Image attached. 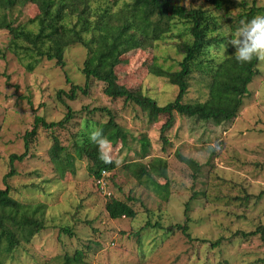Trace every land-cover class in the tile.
<instances>
[{
	"label": "rangeland",
	"instance_id": "1",
	"mask_svg": "<svg viewBox=\"0 0 264 264\" xmlns=\"http://www.w3.org/2000/svg\"><path fill=\"white\" fill-rule=\"evenodd\" d=\"M179 1L208 5L205 0ZM252 1L232 0V13L241 11L244 2L251 6ZM256 2L264 7V0ZM35 13L30 3L21 2L9 11L0 7V23H26ZM224 31L231 32L229 27ZM175 39L126 56L117 68L121 83L140 88L159 105L173 101L178 86L154 75L149 67L156 57L165 68H178L182 56L174 47ZM10 41L9 30L0 27V188L9 186L11 195L24 203L45 204L46 213L45 228L31 242L17 247L5 264H56L76 250H85L88 264H264V62L234 120L217 125L176 113L175 125L168 132L171 145L163 150L160 129L167 116L151 123L139 106L108 97L103 82L91 79L89 94L79 93L75 100L64 94L63 100L59 97V90L70 89L68 78L86 84L81 71L87 56L83 46L67 50L64 68L44 58L30 70L28 65L37 57L9 48ZM225 46L236 52L233 45ZM213 53L221 60L226 51L221 47ZM190 82L184 102L206 100L209 78L196 73ZM96 107L110 108L129 133L126 145L113 146L114 158L123 164L107 179L111 195L100 190L86 159L76 158L75 172L61 176L49 156L53 134L71 147L85 118L108 120L100 111H88ZM69 108L74 116L66 127L54 131L41 127L27 150L25 134L35 116L59 121ZM142 136L151 143L145 158L138 141ZM26 151L23 161L14 162L15 174L5 179L11 155ZM177 152L196 160L200 168L183 162ZM156 156L168 162V199L133 172L134 164L147 165ZM111 197L129 201L136 217L111 218L106 209ZM147 222L160 225L147 226ZM177 224H187L194 240L179 229L168 230ZM66 227L72 234L63 231ZM219 239L220 245L213 246ZM90 242H94L92 248L87 249Z\"/></svg>",
	"mask_w": 264,
	"mask_h": 264
},
{
	"label": "trees",
	"instance_id": "2",
	"mask_svg": "<svg viewBox=\"0 0 264 264\" xmlns=\"http://www.w3.org/2000/svg\"><path fill=\"white\" fill-rule=\"evenodd\" d=\"M199 5L183 4L179 0H0V7L9 11L17 4L30 3L36 8L35 15L26 23L15 24L14 21H2L1 28H6L11 34L9 48L21 49L34 62L28 65L34 70L38 59L54 60L58 67L66 66V53L71 46L81 45L87 50V56L81 69L86 78L84 86L74 83L70 78L68 91L59 90L58 95L63 100L77 99L79 93L89 94V82L96 79L104 83V93L112 99H124L139 106L148 115L149 121L155 123L161 116H167L160 129L163 150L171 145L168 132L175 125V114L213 121L220 125L234 120L250 93L249 86L260 74V61L253 58L250 63H240L235 58V52L230 48L225 56L217 60L213 50L228 44L224 27H229L231 33L240 26L241 21H249L257 15H264V7L252 1L242 4V10L233 14L232 0H205ZM168 38L175 39L174 47L181 54L178 68H165L154 57L149 69L157 76L165 77L179 88L176 98L159 105L153 98L140 88L130 87L121 83L117 68L124 63V58L134 52L153 48L159 42ZM19 42L25 45L19 44ZM209 78V93L204 101L184 102L191 86L194 74ZM89 112L100 111L108 116L105 122L92 121L85 118L81 127L73 137L71 147L63 145L59 136L53 134V144L49 148V156L61 176L67 171L76 170V158L86 159L89 170L95 180L101 177L102 171L111 172L117 168L115 163L105 164L99 159L98 146L89 140V133L100 129L112 145L128 142L129 133L120 125L113 111L108 107H96ZM71 108L66 116L59 121L48 122L43 116L36 115L31 129L25 134V145L28 150L33 138L42 127L54 131L63 128L73 118ZM140 153L142 158L150 154V140L142 136ZM178 157L195 170L199 163L191 157L177 152ZM24 154H12L10 171L5 179L15 174L14 162L23 161ZM115 160V158H114ZM128 166L132 167L131 164ZM134 174L139 181L146 180L164 198H169L168 162L165 158L156 156L147 165L134 164ZM158 177L157 178H155ZM160 177V178H159ZM160 179V180H159ZM11 188H0V264H5L10 254L23 243H29L45 228L46 205L24 203L11 195ZM131 200V199H130ZM106 209L113 219L123 217L135 218L137 211L129 201L111 197L106 203ZM159 226L147 222V226ZM161 227V226H160ZM179 229L186 237L194 239L185 225H172L170 232ZM261 229V228H260ZM72 234L69 227L63 228ZM254 232H251L253 234ZM247 236V233H244ZM206 242L205 239L200 240ZM92 243L87 249L92 248ZM221 239L212 245H220ZM98 244V243H97ZM56 264H88L85 261V250H76L70 256Z\"/></svg>",
	"mask_w": 264,
	"mask_h": 264
},
{
	"label": "clouds",
	"instance_id": "3",
	"mask_svg": "<svg viewBox=\"0 0 264 264\" xmlns=\"http://www.w3.org/2000/svg\"><path fill=\"white\" fill-rule=\"evenodd\" d=\"M229 35H231V39L228 40V43L236 48L235 58L238 62L250 63L253 58L264 62V15H257L246 22L241 21L234 33L225 34L226 38ZM222 48L226 51L225 44ZM88 138L98 146L101 161L105 164L115 163L117 167L122 166L123 160H114L113 145L100 129L91 131Z\"/></svg>",
	"mask_w": 264,
	"mask_h": 264
},
{
	"label": "built area",
	"instance_id": "4",
	"mask_svg": "<svg viewBox=\"0 0 264 264\" xmlns=\"http://www.w3.org/2000/svg\"><path fill=\"white\" fill-rule=\"evenodd\" d=\"M110 172L107 170H103L101 177H98L96 179V184L98 185V187L100 188L101 191L111 195L110 192H108V181L107 179L109 178Z\"/></svg>",
	"mask_w": 264,
	"mask_h": 264
}]
</instances>
